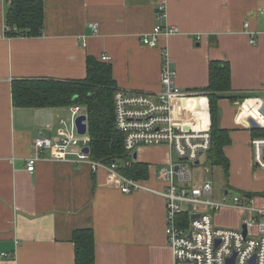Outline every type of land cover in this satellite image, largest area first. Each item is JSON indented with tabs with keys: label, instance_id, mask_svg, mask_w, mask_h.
Here are the masks:
<instances>
[{
	"label": "crops",
	"instance_id": "crops-1",
	"mask_svg": "<svg viewBox=\"0 0 264 264\" xmlns=\"http://www.w3.org/2000/svg\"><path fill=\"white\" fill-rule=\"evenodd\" d=\"M160 3L166 4L164 20L157 16ZM7 9V0H0V264H75L72 236L85 228L95 233L96 264H174L163 197L124 194L106 169L51 160L48 152L34 173L26 170L35 140L55 138L69 111L17 108L12 83L81 80L88 56L109 55L118 89L154 95L166 52L177 87L199 92L208 85L210 62L229 61L231 93L245 98L219 102V124L230 131L225 153L231 170L240 156L250 161L251 140L258 137L249 121L264 101V0H44V32L37 38H6ZM161 23L179 33L161 35L156 47L145 45L143 38ZM175 109V122L185 130L211 128L207 95L178 100ZM135 153V161L149 165L145 183L163 189L159 171L170 163V149L141 146ZM212 183L219 199L225 185ZM240 213L236 223H218L217 216L215 223L235 229Z\"/></svg>",
	"mask_w": 264,
	"mask_h": 264
},
{
	"label": "built area",
	"instance_id": "built-area-1",
	"mask_svg": "<svg viewBox=\"0 0 264 264\" xmlns=\"http://www.w3.org/2000/svg\"><path fill=\"white\" fill-rule=\"evenodd\" d=\"M157 16L160 20L165 19V3L158 5ZM91 26L98 32V25ZM178 33V28L161 23L142 42L156 47L161 35ZM101 60L110 63L112 58L104 55ZM176 78L177 71L164 52L159 93H128L117 89L114 95L116 128L124 135L125 150L130 156L134 157L141 146H166L170 149L171 161L159 171L163 189H153L145 180L125 176L116 162L109 165L93 160L88 132L80 135L76 128L77 118L86 115L80 106L68 109L70 121H59L55 138L41 136L35 140V152L27 159L26 170L34 173L39 161L48 160L45 157L48 152L51 160L88 163L93 171L106 169L109 180L116 182L124 194L144 191L163 197L166 206L165 233L174 264H264V204L258 205L255 196L249 195L231 199L228 191L216 199L211 181L195 183L193 170L211 149V133L210 129L187 131L177 125L175 103L205 94L181 90L176 85ZM262 107L263 102L259 100L256 103L257 117L250 116L264 129ZM251 144L255 166L264 170V137L254 138ZM86 148H89L88 153ZM261 197L264 201V196ZM223 209L241 212L239 228L216 225L215 216Z\"/></svg>",
	"mask_w": 264,
	"mask_h": 264
},
{
	"label": "trees",
	"instance_id": "trees-1",
	"mask_svg": "<svg viewBox=\"0 0 264 264\" xmlns=\"http://www.w3.org/2000/svg\"><path fill=\"white\" fill-rule=\"evenodd\" d=\"M5 15L7 38L41 37L45 26L44 0H7ZM118 89L111 63L88 56L86 77L81 80L21 79L12 83L14 106L17 108L69 109L80 106L88 117L91 158L105 164L116 162L120 171L135 180L149 179V165L139 163L130 156L124 146V135L116 128L114 95ZM232 91V70L229 61L214 60L209 64L208 85L199 90L209 99L211 120V149L206 163L221 167L228 178L230 161L225 148L230 145V131L219 124V102L228 98L245 99ZM257 137H264V129L253 130ZM253 196V194H249ZM255 196V195H254ZM75 247V264H96V238L93 229L76 230L72 236Z\"/></svg>",
	"mask_w": 264,
	"mask_h": 264
},
{
	"label": "rangeland",
	"instance_id": "rangeland-1",
	"mask_svg": "<svg viewBox=\"0 0 264 264\" xmlns=\"http://www.w3.org/2000/svg\"><path fill=\"white\" fill-rule=\"evenodd\" d=\"M65 120L69 123V113L65 114ZM250 155V161L243 160V157L240 156L238 161L233 163L228 178L225 176L221 168L212 167L204 163L200 164L193 170L196 177L195 183L203 182L204 180H211L215 183L217 189L225 185L224 189L229 192V197L231 199L235 196L245 197L249 194H253V196L256 195L259 198L260 196H264V170L255 166L253 148H251ZM262 201V199L259 200V202ZM216 216L218 218L217 222L221 224H233L238 222V219L240 218L239 212L225 209L217 212Z\"/></svg>",
	"mask_w": 264,
	"mask_h": 264
},
{
	"label": "water",
	"instance_id": "water-1",
	"mask_svg": "<svg viewBox=\"0 0 264 264\" xmlns=\"http://www.w3.org/2000/svg\"><path fill=\"white\" fill-rule=\"evenodd\" d=\"M261 112L264 114V101H263V107L261 109ZM87 120H88L87 115H81V116H79L77 118V120H76V128H77L78 134H80V135L87 134V132H88ZM249 122H250L252 130H261L262 129V127L260 125H258L253 118H251ZM85 151L88 153L89 152V148H86ZM134 159L135 160L137 159V154L136 153L134 154ZM225 194H227V191L225 192ZM191 210H192V206L189 207V211H191ZM244 229H245V227H244Z\"/></svg>",
	"mask_w": 264,
	"mask_h": 264
}]
</instances>
